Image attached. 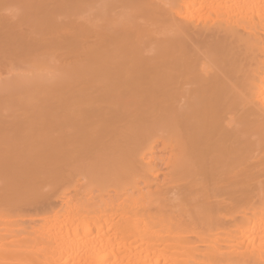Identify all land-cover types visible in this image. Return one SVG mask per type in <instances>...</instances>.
Here are the masks:
<instances>
[{"label": "bare ground", "instance_id": "bare-ground-1", "mask_svg": "<svg viewBox=\"0 0 264 264\" xmlns=\"http://www.w3.org/2000/svg\"><path fill=\"white\" fill-rule=\"evenodd\" d=\"M0 264H264V0H0Z\"/></svg>", "mask_w": 264, "mask_h": 264}]
</instances>
